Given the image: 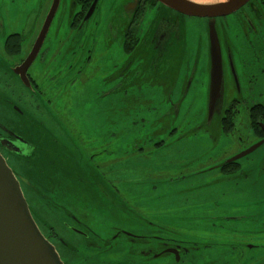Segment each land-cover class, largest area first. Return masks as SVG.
Wrapping results in <instances>:
<instances>
[{
  "label": "flooded vegetation",
  "instance_id": "obj_1",
  "mask_svg": "<svg viewBox=\"0 0 264 264\" xmlns=\"http://www.w3.org/2000/svg\"><path fill=\"white\" fill-rule=\"evenodd\" d=\"M2 2L4 0H0V3ZM52 2L53 0H46L40 3L38 8L31 9L32 11L22 19L16 18L17 15L4 17L0 11V68L3 69L0 83L8 84L10 91L12 84L27 89L29 92L20 93L19 96H16L15 92L11 93L28 111H39L41 108L42 112L54 111L66 123L62 115H69V111H61L62 109L55 107V103H46V107L41 101L46 100L47 94H54L53 86L65 80L69 81L68 76L77 63L89 64L93 52H97L99 43L89 40L86 32L99 0L96 1L89 17L86 16L94 0H70L63 5L60 0L45 35L40 38L41 42L39 40V49L25 72L30 83V86H26L20 75L15 72V68L23 64L38 42ZM167 14L169 13L166 8L155 0L113 2L110 9L112 21L106 39L112 48L118 47V41L121 43V51L116 49L120 55L115 56L113 68H116V76H120L121 83L129 84L132 82V75L138 72L133 67L136 62V67L145 75L143 83L149 88L153 86V89L164 88L167 83L164 80L166 73H173L178 69L179 82H171L177 88L175 97L180 101L192 96L196 88H201L205 99L200 111L181 113V103L174 101L172 96L170 107H166L165 102H160L162 107L156 111H162L164 128L168 129L170 136L184 127L194 134L206 132L209 138L207 144H200L190 152L183 148L182 144V152L176 155L180 160H190L195 164L193 176L197 181V192L211 183L225 186L219 202L208 204L213 207L207 210L192 207L181 214L189 216L188 212H212L222 218L212 219L216 215L194 218V231H191L188 237L183 235L184 231L181 229H178L176 236L167 235L161 223L158 231L151 232V228L158 226V223L148 219L143 221L145 228L139 232L110 228L106 250L122 237L127 238V242L133 247H137L132 248L124 259L112 260L117 263L111 264H151L154 260L166 262L163 264H188L191 259L194 264H264V219L262 210H259L264 208V0H249L234 12L215 19L222 54L224 91L222 105H216L209 118V77L192 89L199 62V58L193 57L197 51L189 52L188 49V28L185 21L191 20L192 17L170 11L169 15H174L170 17L179 16V25H176L174 19H167ZM56 15L59 20L56 27L52 28ZM65 19L67 28L62 30L61 25L65 23ZM200 19L208 41L209 54V19ZM142 22H146L143 32L140 29ZM93 26L95 27L91 28V31H95L97 35V22ZM56 60L58 65L70 66L65 75L49 77L55 79L50 83L53 86L49 87L47 81L42 78L45 77L47 64ZM209 64L208 58V72ZM156 73L159 78L155 76ZM183 77L184 88L179 90ZM23 96L27 102L22 99ZM16 111L27 110L20 107ZM6 127L11 129L7 125ZM16 134L26 138L20 133ZM2 140L22 146L11 135L0 130V152L5 157L7 151ZM160 144L162 145V142ZM240 153L245 154L232 160ZM233 195H238V209L234 212L238 213L240 220L228 221L226 225V213H230L236 206L228 205ZM193 201L206 202L209 198L205 199L195 193ZM221 204L223 209L217 207ZM257 210L259 211L248 215L242 214ZM71 215L75 224L69 225L67 229L69 235L72 234L83 241L79 246L71 244L66 247L65 243L69 242L60 237L55 229L49 227L48 233H44L39 223L38 225L55 245L65 264H68V260L64 258L62 250L71 252L69 254L72 256L77 255L79 260L83 261L81 264H92L95 257L90 258L88 254L91 247L96 248L92 228L74 214ZM144 217L147 218L145 213ZM66 223L69 222H65V226ZM151 242H158L159 248H153ZM70 260L71 264L78 263H72L71 258Z\"/></svg>",
  "mask_w": 264,
  "mask_h": 264
},
{
  "label": "rangeland",
  "instance_id": "obj_2",
  "mask_svg": "<svg viewBox=\"0 0 264 264\" xmlns=\"http://www.w3.org/2000/svg\"><path fill=\"white\" fill-rule=\"evenodd\" d=\"M44 1L46 0H4L0 3V11L4 17L17 15L16 18L22 19ZM69 1L62 0V5ZM115 1L99 0L88 23L86 35L89 40L99 43L89 64L77 63L68 76L69 81L65 80L57 86L50 84L55 79L49 77L65 75L70 65H58L56 60L46 66L45 77L42 79L47 81L49 87L53 86L54 94H47L46 100L41 102L45 106L46 103H55V107L62 109L61 111H69V115L61 114L66 123L54 111L42 112V108L39 111H28L11 93L15 92L19 96L28 90L21 85L12 84L10 91L8 84L0 83V123L44 147L43 156L40 155V159L31 165L13 153L6 152L10 166L22 181V190L34 219L44 233H48L51 227L60 237L67 239L69 243H65L66 247L71 244L79 246L83 242L72 234L69 235V225L75 224L71 214L91 227L96 247H91L88 251L90 258L95 257L92 264H111L115 262L112 260H122L132 248H137L122 237L106 250L110 228L139 232L145 228L143 221L148 219L158 223V226L151 228V232L158 231L161 223L167 235L176 236L178 229L184 231V236L191 235L190 232L194 231V218L206 215L212 217L216 214L195 211L188 212L189 216H186L181 212L192 207L206 210L213 207L208 204L219 202L222 198L220 194L225 188L224 184L211 183L197 192V181L193 176L195 164L190 160H180L176 155L182 152V144L188 152L200 144H207L209 138L206 132L194 134L184 127L170 136L168 129L164 128L162 111H156L162 107L160 102H165V106L170 107V96L181 103V113L201 110L205 98L201 88L196 87L209 77L208 41L202 29V19L192 17L185 21L189 52L197 51L193 57L199 58V62L192 84V89L196 88L194 94L180 101L175 97L177 88L171 82H179L178 69L176 72L166 73L164 80L167 83L162 89H153V86L149 88L143 83L145 75L136 67V62L133 67L138 72L136 76L132 75L131 83L122 84L120 76L117 78L113 63L115 56L120 55L116 49H119L121 43L118 41V47L112 48L106 39L112 21L110 9ZM57 15L52 28L58 23ZM66 20L61 25L62 30L67 28ZM96 22L97 35L95 31H91ZM145 27L146 22H142V32ZM62 52L63 48L61 54ZM2 71L0 68V77ZM155 76L159 78L158 73ZM183 85L184 77L179 90L184 88ZM22 99L27 102L25 96ZM18 107L27 110L25 112L29 114L30 120H21L16 111ZM32 126L41 128L34 131ZM54 162L58 167L49 166ZM33 167L42 169H37V174V171L35 173L31 170ZM195 193L205 199L208 197L210 202L193 201ZM237 196L233 195L228 203L236 206L230 213H226V225L228 221L240 220L238 213L234 212L238 209ZM217 207L224 208L222 204ZM259 210H262L264 219V208ZM259 210L242 214L248 215ZM218 217L222 218L216 215L212 219ZM176 220L179 222H175ZM65 222L69 223L65 226ZM150 245L155 249L160 246L158 242H151ZM62 253L68 264H71L70 258L72 263L83 262L67 250H62ZM163 263L166 262L154 260L151 264ZM188 264H194L192 259Z\"/></svg>",
  "mask_w": 264,
  "mask_h": 264
},
{
  "label": "water",
  "instance_id": "obj_3",
  "mask_svg": "<svg viewBox=\"0 0 264 264\" xmlns=\"http://www.w3.org/2000/svg\"><path fill=\"white\" fill-rule=\"evenodd\" d=\"M97 0H94L86 17H89L92 8ZM170 11H174L183 16L208 18V40H209V94H208V118L212 115L215 106L222 105L224 91V76L222 54L220 42L217 35L215 19L217 17L226 16L249 0H155ZM60 0H53L50 10L44 21V25L39 35L40 38L45 35L49 24L57 10ZM168 15L167 19L176 22L179 25V16L172 18ZM36 43L28 58L22 65L15 68L26 86L30 83L26 77V70L33 61L39 43ZM136 76V75H135ZM20 107H18L19 109ZM22 121L29 119V114L25 111H18ZM24 118V119H23ZM41 126H32L35 131ZM0 130L11 135L22 146L15 145L7 140L3 141L6 151L13 153L23 161L28 162V165L34 164L40 159V155L44 154V147L35 142L23 138L16 134L14 130L9 129L3 123H0ZM32 130V131H33ZM31 131V133H32ZM25 134V133H24ZM53 140H57L52 137ZM6 143V144H5ZM9 143V145H7ZM261 144V143H259ZM257 144V145H259ZM256 145V146H257ZM13 146V147H11ZM22 147V148H20ZM253 149V147H252ZM251 150V149H250ZM249 151V150H248ZM247 151V152H248ZM245 153H240L232 158L237 159ZM68 160V159H67ZM49 166L58 167L57 163H51ZM37 169L33 167L31 170L38 174ZM43 171V170H42ZM23 177V176H22ZM22 181L19 179L14 170L10 166L8 159L0 152V264H65L61 258L55 245L41 231L37 220L34 219L32 210L24 196L22 190ZM169 250H167L168 252Z\"/></svg>",
  "mask_w": 264,
  "mask_h": 264
},
{
  "label": "bare ground",
  "instance_id": "obj_4",
  "mask_svg": "<svg viewBox=\"0 0 264 264\" xmlns=\"http://www.w3.org/2000/svg\"><path fill=\"white\" fill-rule=\"evenodd\" d=\"M206 1H208V0H206Z\"/></svg>",
  "mask_w": 264,
  "mask_h": 264
}]
</instances>
